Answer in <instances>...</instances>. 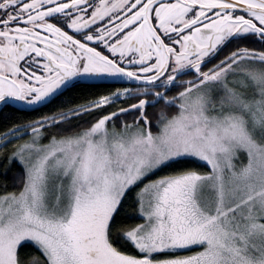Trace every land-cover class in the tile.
Masks as SVG:
<instances>
[{
    "label": "snow or ice",
    "instance_id": "6c2138e0",
    "mask_svg": "<svg viewBox=\"0 0 264 264\" xmlns=\"http://www.w3.org/2000/svg\"><path fill=\"white\" fill-rule=\"evenodd\" d=\"M0 125V264H264V0H0Z\"/></svg>",
    "mask_w": 264,
    "mask_h": 264
},
{
    "label": "flooded vegetation",
    "instance_id": "af4514ba",
    "mask_svg": "<svg viewBox=\"0 0 264 264\" xmlns=\"http://www.w3.org/2000/svg\"><path fill=\"white\" fill-rule=\"evenodd\" d=\"M103 85H110V86H113L114 88L123 86V85H120V84L108 83V82L104 83Z\"/></svg>",
    "mask_w": 264,
    "mask_h": 264
},
{
    "label": "trees",
    "instance_id": "16d2710c",
    "mask_svg": "<svg viewBox=\"0 0 264 264\" xmlns=\"http://www.w3.org/2000/svg\"><path fill=\"white\" fill-rule=\"evenodd\" d=\"M103 87H112L114 88L113 86H110V85H102ZM0 127H2V125H0Z\"/></svg>",
    "mask_w": 264,
    "mask_h": 264
}]
</instances>
